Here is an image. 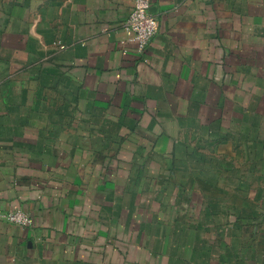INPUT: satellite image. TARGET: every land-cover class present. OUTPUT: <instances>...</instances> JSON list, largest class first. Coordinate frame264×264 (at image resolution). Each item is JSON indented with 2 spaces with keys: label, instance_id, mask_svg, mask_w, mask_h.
Instances as JSON below:
<instances>
[{
  "label": "crops",
  "instance_id": "1",
  "mask_svg": "<svg viewBox=\"0 0 264 264\" xmlns=\"http://www.w3.org/2000/svg\"><path fill=\"white\" fill-rule=\"evenodd\" d=\"M148 1L0 0V264H264V0Z\"/></svg>",
  "mask_w": 264,
  "mask_h": 264
},
{
  "label": "built area",
  "instance_id": "2",
  "mask_svg": "<svg viewBox=\"0 0 264 264\" xmlns=\"http://www.w3.org/2000/svg\"><path fill=\"white\" fill-rule=\"evenodd\" d=\"M148 0H134L133 9L124 23V31L131 34L130 42L136 50L143 53L158 31L157 20L149 13ZM3 219L21 228H30L33 224L32 215L21 210H12L3 214Z\"/></svg>",
  "mask_w": 264,
  "mask_h": 264
}]
</instances>
